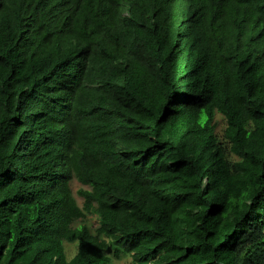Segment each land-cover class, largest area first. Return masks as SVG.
<instances>
[{
  "label": "trees",
  "instance_id": "obj_1",
  "mask_svg": "<svg viewBox=\"0 0 264 264\" xmlns=\"http://www.w3.org/2000/svg\"><path fill=\"white\" fill-rule=\"evenodd\" d=\"M124 257L264 264V0H0V264Z\"/></svg>",
  "mask_w": 264,
  "mask_h": 264
},
{
  "label": "rangeland",
  "instance_id": "obj_2",
  "mask_svg": "<svg viewBox=\"0 0 264 264\" xmlns=\"http://www.w3.org/2000/svg\"><path fill=\"white\" fill-rule=\"evenodd\" d=\"M216 119H217V121H219L220 122V117H216ZM222 129V122H220V124H219V129ZM220 129V130H221ZM81 188H83V189H88L87 187H83V186H81L79 183H77L76 181H72L71 182V190H72V193H73V195H74V197H75V199H76V201H77V203L79 204V205H81V202H82V200H81V198L77 195V191L79 190V189H81ZM87 224H89V225H91V226H95L96 225V220H95V218L93 217V216H89L88 217V222H87ZM65 248H66V254H67V257L70 259L71 257H73L74 255H75V253H76V246L75 245H65ZM113 264H132L131 263V261H130V259H128V258H121V259H119V260H114V262H113Z\"/></svg>",
  "mask_w": 264,
  "mask_h": 264
}]
</instances>
